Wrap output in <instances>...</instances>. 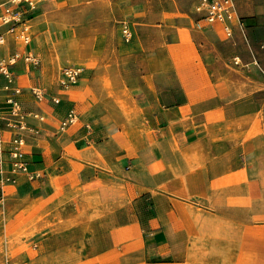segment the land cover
<instances>
[{"label": "crops", "instance_id": "0c3cea01", "mask_svg": "<svg viewBox=\"0 0 264 264\" xmlns=\"http://www.w3.org/2000/svg\"><path fill=\"white\" fill-rule=\"evenodd\" d=\"M67 1L14 4L22 21L0 20V59L22 55L10 66L11 78L0 72V102L14 96L23 112L0 122V218L7 234L26 222L27 206L46 205L58 191L120 204L128 187L131 195L149 190L154 198L144 237L150 258L185 257L213 234L221 249L230 244L233 264H264V0H236L244 24L231 22V37L200 14L192 40L198 57L190 50L184 63L158 53L143 68L142 51L129 54L114 49L108 35L99 38L103 57L77 83L64 85L53 83V58L42 44L47 16L62 20L78 10ZM130 6V16H141L135 3L121 4L117 17L127 18ZM29 19L42 36L20 45L15 35ZM71 110L77 122L62 128ZM17 137L33 178L14 168ZM52 230L44 225L13 250L48 239Z\"/></svg>", "mask_w": 264, "mask_h": 264}, {"label": "rangeland", "instance_id": "374dc122", "mask_svg": "<svg viewBox=\"0 0 264 264\" xmlns=\"http://www.w3.org/2000/svg\"><path fill=\"white\" fill-rule=\"evenodd\" d=\"M198 2L199 0H68L66 5L75 6L74 9L79 7L78 10H73L74 14L62 20H55L51 16L46 18L47 41L42 47L48 58H53V83H62L68 67L80 68L82 71L89 63L98 62L107 49L100 48L96 43L99 38L103 39L107 35L114 49L122 47L129 54L142 51L143 59L140 62L143 68L152 67L151 63L155 61L151 62V56L158 53L161 56L167 53L176 58L179 56L175 62L181 63L188 58L186 56L190 50L198 57L199 45L193 42L198 35L196 22L201 18L196 9ZM135 3L142 7L141 16H130V6L124 8L123 13L127 14V18L117 17L116 11L121 4ZM124 23L131 27L130 39L124 35ZM24 28L30 35V42L36 36H42L36 21L29 19L18 30ZM16 35L15 37H20L19 33ZM19 44L27 45V42L20 37ZM47 61L45 58V66H48ZM75 83L77 81L69 85ZM129 109L132 113L137 112L134 107ZM69 127L71 125L66 128ZM78 127L79 124L72 128ZM125 189L126 197L120 204L101 203L91 200L92 197L85 200L80 197L77 201L78 192L62 194L58 191L59 193L52 195L47 206L26 205V222L20 224L18 230L10 235L6 231V220L1 217L0 264H233L234 255L230 244H221V249L213 234H208L205 239H198L202 244L197 243L196 248L187 252L185 257L180 254L176 259L170 260L150 258L144 251V237L145 226L156 213L154 198L149 190L131 195L129 188ZM81 194L80 192L79 196ZM44 225L52 226L53 229L48 239L34 242L26 250H13V244L29 239ZM203 244L204 249L201 248Z\"/></svg>", "mask_w": 264, "mask_h": 264}, {"label": "built area", "instance_id": "2783aa9c", "mask_svg": "<svg viewBox=\"0 0 264 264\" xmlns=\"http://www.w3.org/2000/svg\"><path fill=\"white\" fill-rule=\"evenodd\" d=\"M31 2V0H3L0 5H7L5 12L0 15V20L3 23H10L12 21L20 22L22 19L18 13H14L12 5ZM197 11L202 15V19L206 24H222L223 29L227 36L233 35V28L231 22L237 21L240 24H244L242 17H239L236 10V0H200L197 5ZM15 26H12L11 31H15ZM124 35L127 39L132 37V30L128 23H124ZM21 38L27 42H30V35L26 33V28L21 30L19 33ZM4 41V35L0 33V43ZM21 53L17 52L10 58L0 59V72L5 74L7 77H12L10 66L16 64L18 59L21 58ZM27 60L38 61L36 57L26 55ZM236 63L239 60L236 59ZM81 73L80 68L68 67L64 72V79L62 83L71 84L78 80ZM5 89L9 90L10 86L7 85ZM4 103V104H2ZM4 105V106H3ZM32 114V113H28ZM22 116V103L14 96H9L4 102H0V122L4 117L7 116ZM78 115L75 110H71L67 116L62 120V128H66L77 122ZM24 139L21 137L15 138V146L11 151L13 158L14 168L18 171L27 172L32 178L36 174L29 171L28 163L25 160V153L22 150Z\"/></svg>", "mask_w": 264, "mask_h": 264}, {"label": "bare ground", "instance_id": "6f19581e", "mask_svg": "<svg viewBox=\"0 0 264 264\" xmlns=\"http://www.w3.org/2000/svg\"><path fill=\"white\" fill-rule=\"evenodd\" d=\"M85 165V164H84ZM36 202V201H35Z\"/></svg>", "mask_w": 264, "mask_h": 264}]
</instances>
